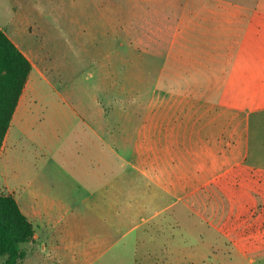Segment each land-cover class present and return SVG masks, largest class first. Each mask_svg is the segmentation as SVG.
I'll return each instance as SVG.
<instances>
[{"label": "crops", "instance_id": "0c3cea01", "mask_svg": "<svg viewBox=\"0 0 264 264\" xmlns=\"http://www.w3.org/2000/svg\"><path fill=\"white\" fill-rule=\"evenodd\" d=\"M107 1L111 7L104 10L92 0L93 9L88 14L93 25L83 32L89 33L92 42L75 46L71 50H75L73 57L85 56L88 64L131 63L129 59L133 58L139 63L160 65L156 87L140 109L135 132L136 146L154 145V161L134 163L132 171L122 174L134 172L151 178L163 190L175 187L196 194L216 189L226 198L239 200L234 206L236 217L230 220L224 216L214 227L239 254L252 251L264 256V0H122V4L120 0ZM119 4L121 13L114 9ZM132 10L138 14V30L132 24ZM28 11L27 17L34 16L33 7ZM48 11L56 16H73L72 11L65 9ZM14 12L10 23L17 29L24 14L15 7ZM149 22L164 27L161 31L166 35L161 40L134 36L144 29L150 32ZM0 30L8 32L1 13ZM58 31H62L61 27ZM7 35L32 63L20 43ZM132 50L139 56H130ZM48 51L49 57H56L52 63L60 64L57 59L65 51ZM25 88L0 152L4 165L0 168V190L12 194L33 223L36 243L58 230L61 250L98 256V246L107 238L95 237L94 243H88L91 232L87 227L78 224L76 230H71L73 222L79 220L76 210L81 200L56 178L49 160L43 171H36L32 165L33 169L28 166L20 172L23 168L19 165H9L19 134L29 129L28 103L24 122L15 130ZM123 127L124 134L129 135L126 122ZM106 128L112 138L121 133L113 125ZM144 157L152 159L146 152L141 154L142 160ZM197 203H186L187 209L194 212ZM201 206L203 209L210 205L205 200ZM66 215L73 219L71 227L69 221L64 224ZM199 215L201 221H207L204 212ZM168 220H155L153 216L146 219L154 221L155 232L172 224ZM149 242L145 255L134 264H152L149 260L157 254L153 239ZM168 248L171 253L175 251L174 256L181 257L180 252L176 253L178 245L171 243ZM133 253L137 254V245Z\"/></svg>", "mask_w": 264, "mask_h": 264}, {"label": "rangeland", "instance_id": "374dc122", "mask_svg": "<svg viewBox=\"0 0 264 264\" xmlns=\"http://www.w3.org/2000/svg\"><path fill=\"white\" fill-rule=\"evenodd\" d=\"M119 2L122 4V0ZM94 4L104 10L108 5L111 7L107 0H94ZM121 4L114 8L119 13ZM92 5V0H0L7 33L20 43L33 64L24 103L16 115L15 130L24 122L28 103L29 129L19 134L21 138L9 165H19L23 168L20 172L33 169L34 165L36 171H43L47 169L44 163L49 160L56 178L64 181L66 188L81 200L76 210L80 216L78 222H73L71 227L73 219L66 215L64 224L69 221L72 231L78 224L87 227L91 232L88 243H94L95 237L107 238L98 246V256H81L59 248L61 234L56 230L41 242L22 244L27 255L20 264H134L145 255L149 239L155 242L153 248L157 254L150 258L152 264H264V256L252 251L239 254L214 227L224 216L230 220L236 217L234 206L239 200L226 198L216 189L196 194L175 187L163 190L151 178L134 172L122 174L132 171L134 163L154 161V145L136 146L135 132L140 109L156 87L160 65L139 63L133 58L129 59L131 63L88 64L85 56L73 57L75 50L72 53L71 50L75 46L92 42L89 33H83L93 25L88 14ZM14 7L24 14L17 29L10 23ZM30 7L35 10L34 16L27 17ZM48 8L72 11L73 16H56ZM131 15L138 30L137 11L132 10ZM153 24L148 23L150 32L144 29L134 36L161 40L166 35L161 31L164 27ZM69 28H73L72 32H66ZM117 36L122 38L119 33ZM58 49L65 51L57 59L60 64L52 63L56 57H49L48 50L54 53ZM130 56L139 55L132 50ZM80 60L83 63H78ZM124 122L130 128L129 135L122 129ZM107 125H113L121 133L112 138ZM143 152L152 159L142 160ZM1 165L4 166L2 162L0 168ZM205 200L210 206L202 209ZM188 202H198L194 212L187 209ZM203 212L207 221L200 219ZM151 216L155 220L170 219L172 224L155 232L154 221H146ZM171 243L178 245L176 253L180 252L181 257L174 256L175 251L169 252ZM135 245L137 254L133 253ZM3 261L0 259V264Z\"/></svg>", "mask_w": 264, "mask_h": 264}, {"label": "trees", "instance_id": "16d2710c", "mask_svg": "<svg viewBox=\"0 0 264 264\" xmlns=\"http://www.w3.org/2000/svg\"><path fill=\"white\" fill-rule=\"evenodd\" d=\"M32 68L25 53L0 30V152ZM34 233L33 223L16 198L0 192L1 264H20L27 255L21 245L33 241Z\"/></svg>", "mask_w": 264, "mask_h": 264}]
</instances>
